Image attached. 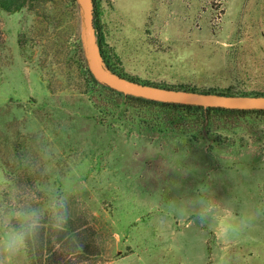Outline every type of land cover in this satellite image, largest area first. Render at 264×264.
<instances>
[{
    "label": "rangeland",
    "instance_id": "1",
    "mask_svg": "<svg viewBox=\"0 0 264 264\" xmlns=\"http://www.w3.org/2000/svg\"><path fill=\"white\" fill-rule=\"evenodd\" d=\"M95 4L107 52L127 75L264 92V0ZM86 64L76 0L0 8V168L29 186L66 172L83 181L65 228L93 254L53 261L264 264V121L231 120L214 127V141L199 129L110 119ZM51 231L42 243H54Z\"/></svg>",
    "mask_w": 264,
    "mask_h": 264
},
{
    "label": "trees",
    "instance_id": "2",
    "mask_svg": "<svg viewBox=\"0 0 264 264\" xmlns=\"http://www.w3.org/2000/svg\"><path fill=\"white\" fill-rule=\"evenodd\" d=\"M32 2L33 0H0V8L3 11L13 14L21 11L25 6H29V4H31ZM93 3L96 43L100 50L102 61L110 71H112L116 75L133 80L135 82L152 84L172 89L197 91L196 88H178L166 85L164 83L158 84L142 82L136 76L127 75L119 65L120 63H118V60L115 59L113 62L110 53L107 52V43L105 42L104 34L99 26L97 5L95 4V0H93ZM84 72L86 74L88 83L93 86V91L97 92L94 94L98 96V103L103 106L102 109L108 110V112L111 114L110 119H123L124 121L125 119L132 118L135 121H138L139 125L140 122H148V124L152 126L158 125L161 126V128L162 126H165V128L173 127V129L180 134H191L194 129H199V131H204L207 136H214V141L219 138L218 134L213 133L214 127L224 128L226 125L230 124L231 120L264 121V110L260 109H227L220 107H203L188 104L160 102L145 99L142 97L127 95L98 82L90 73L87 64ZM201 92H216L219 94L227 95H264V92H234L228 88L220 90L207 89ZM51 234L54 235V243H51L50 239H48L49 243H42L40 247L30 251L29 256L32 257L31 259L33 260L34 264L36 262H40L35 260L34 257L37 255L38 258H41L43 251H45V260L43 261L44 264H56L53 260L58 259L60 256L65 257L66 255H68L71 257L76 256L78 258H83V256L85 255L90 256L93 254L88 251V244L83 243L81 238L77 237V234H74L73 231H69L65 228L64 231L60 232L52 230ZM76 238L78 240H75ZM55 245L58 246L57 250L54 249ZM79 245H82L81 253H77L75 251ZM89 264H94V262Z\"/></svg>",
    "mask_w": 264,
    "mask_h": 264
},
{
    "label": "clouds",
    "instance_id": "3",
    "mask_svg": "<svg viewBox=\"0 0 264 264\" xmlns=\"http://www.w3.org/2000/svg\"><path fill=\"white\" fill-rule=\"evenodd\" d=\"M38 171V169H33ZM50 169L40 172L49 175ZM82 179L72 172L55 174L32 186L17 183L0 168V264H19L42 244L45 227L64 231L70 219V200ZM77 253L82 252L79 245Z\"/></svg>",
    "mask_w": 264,
    "mask_h": 264
},
{
    "label": "water",
    "instance_id": "4",
    "mask_svg": "<svg viewBox=\"0 0 264 264\" xmlns=\"http://www.w3.org/2000/svg\"><path fill=\"white\" fill-rule=\"evenodd\" d=\"M80 10L81 34L84 39L85 60L93 77L103 85L121 93L145 99L227 109L264 110V95H227L216 92L172 89L135 82L110 71L103 63L96 43L93 0H76Z\"/></svg>",
    "mask_w": 264,
    "mask_h": 264
}]
</instances>
